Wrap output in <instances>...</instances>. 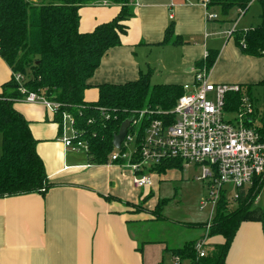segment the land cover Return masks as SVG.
Listing matches in <instances>:
<instances>
[{
	"label": "crops",
	"instance_id": "0c3cea01",
	"mask_svg": "<svg viewBox=\"0 0 264 264\" xmlns=\"http://www.w3.org/2000/svg\"><path fill=\"white\" fill-rule=\"evenodd\" d=\"M204 1L134 0V17L126 22V34L121 36L120 45L101 59L88 82L84 101H97L98 86L124 85L147 73L151 85L190 86L195 70L204 66L201 63L211 52L217 55L208 73L210 83L237 85L243 93L249 86L253 87L251 93L260 89L256 85L264 78V57L244 55L228 35V32L244 33L259 26L260 5L253 0L247 11L232 9L229 16L222 17L218 9L208 11ZM118 12V6L103 3L82 7L78 30L81 34L91 33L111 22ZM207 12L217 19L207 21ZM230 18H235L233 27L224 24L231 22ZM169 27L181 43L163 44ZM10 77L9 68L0 59V89ZM13 108L29 123L31 135L37 141L36 153L52 187L43 195L0 199V264H193L174 257L172 251L202 239L203 234L194 227L201 225L198 228L205 230L204 224H186L181 230L169 233L170 239L176 236L174 242L179 239L174 244L165 238L163 227L160 236L150 233V225L167 221L162 215L156 219L147 214L131 215L122 211L124 205L154 210L158 199L155 206L151 200L158 182L164 178H180L183 163L181 170L153 174L151 188L136 190L128 168L109 162L90 165L84 151L65 149L53 114L45 107L17 102ZM64 125L68 127L69 123ZM213 215L214 210L211 218ZM205 243L208 256L224 239L207 237ZM226 263L264 264L261 223L240 225Z\"/></svg>",
	"mask_w": 264,
	"mask_h": 264
},
{
	"label": "trees",
	"instance_id": "16d2710c",
	"mask_svg": "<svg viewBox=\"0 0 264 264\" xmlns=\"http://www.w3.org/2000/svg\"><path fill=\"white\" fill-rule=\"evenodd\" d=\"M207 1L208 11L218 9L225 17L232 9L247 11L253 0ZM255 1L261 7L260 25L244 33L233 31L230 37L244 55L261 58L264 57V0ZM102 3L118 6L117 16L93 32L81 34L78 30L79 10ZM133 3L134 0H0V59L11 72L10 79L0 89V199L43 195L52 187L36 153L37 141L31 135L29 123L13 108L14 103L24 102L28 94H35L57 106L53 122L58 126L59 137L64 117L72 120L75 140L87 146L90 165L109 162L114 152L113 138L123 122H134L140 115L142 119H161L170 114L183 93L182 87L151 85L149 73L124 85L98 86L96 102L87 103L83 99L101 59L110 49L119 46L121 36L126 34V22L134 17ZM179 43L180 39L173 36L169 27L163 44ZM216 55V52L208 53L205 62L201 63L202 68L210 71ZM14 76L20 77L21 81L17 82ZM256 87L262 90L259 108H255L257 100L251 93L253 87L249 86L246 93L240 89L228 96L230 104L225 111L241 110L242 96H246L253 112L251 121L246 120L245 124L254 125L264 142V78ZM138 161V157L133 158V162ZM181 163L180 160L162 161L153 168L151 175L181 170ZM255 187L257 191L262 190L264 177L241 190L235 202H226L222 196L216 203L207 237L221 236L224 239L222 245L215 246L208 256L197 259L195 243H189L181 250L172 251L174 257L190 260L193 264H227V253L242 223L259 222L264 234V208L251 211L247 206ZM165 203H158L155 212L161 213ZM232 203L238 207L234 212L230 210ZM207 224L209 221L204 227Z\"/></svg>",
	"mask_w": 264,
	"mask_h": 264
},
{
	"label": "built area",
	"instance_id": "2783aa9c",
	"mask_svg": "<svg viewBox=\"0 0 264 264\" xmlns=\"http://www.w3.org/2000/svg\"><path fill=\"white\" fill-rule=\"evenodd\" d=\"M207 3L205 0V8ZM205 18L211 21L217 16L207 12ZM231 33L228 32V35ZM208 73L206 68L195 70L193 84L182 87V95L165 118L142 119L140 115L131 122L121 148L114 149L109 164L128 168L132 172L134 189L152 187L151 172L160 162L180 160L186 166L201 168L196 180L204 183L208 192L207 201L212 203L214 210L222 196L235 202L241 190L264 177V142L254 125L245 124L251 118L252 104L246 96H242L241 110L225 111L229 104L228 96L240 92V88L237 85L212 84ZM14 78L17 82L21 81L18 76ZM24 103L40 104L51 114L57 109L56 105L32 93L28 94ZM65 122L69 123V135L64 130ZM75 137L72 120L64 117L60 142L68 151L86 153L87 146L76 141ZM131 144H134L133 150L128 153ZM134 157H138L139 161L133 162ZM210 221L206 225L205 236L194 245L197 259L206 256L205 242Z\"/></svg>",
	"mask_w": 264,
	"mask_h": 264
},
{
	"label": "rangeland",
	"instance_id": "374dc122",
	"mask_svg": "<svg viewBox=\"0 0 264 264\" xmlns=\"http://www.w3.org/2000/svg\"><path fill=\"white\" fill-rule=\"evenodd\" d=\"M234 10L231 12V16L234 14ZM229 16V14H228ZM232 18V17H231ZM230 18V20H231ZM235 19V18H234ZM224 24L230 25L233 27L232 21ZM223 24V23H222ZM254 99L257 100L256 107L261 106V96L262 90L257 89L252 92ZM230 104V103H229ZM16 106V104H15ZM68 127H66L67 129ZM64 129L65 133L69 135V129ZM133 145L131 144L128 148V153L133 150ZM81 152V151H80ZM1 154V151H0ZM201 174V168L199 166L184 165L183 171L180 178H170L161 180L158 182V187L155 190L154 195L152 196V202L154 201L153 206L157 203L162 204V211L158 210H146L143 206L140 205H124L122 211H127L131 215L147 214L153 218L160 219L161 214L167 220L165 223L157 222V225H150V233L156 236L163 234V231H160V228H165L164 234L166 239H170L167 236L171 232H176L181 230V227L186 224H205L208 220H211L213 205L211 202L207 201L208 192L204 183L196 180ZM258 188H254V194L250 195L248 198L247 206L251 211L256 210L257 208H264V187L262 190L257 191ZM232 194V191H229ZM158 199L157 203L156 200ZM148 201V200H147ZM149 202V205H152V202ZM231 202V200H229ZM147 205V206H149ZM145 206L146 208H148ZM238 207L236 204H231L230 210L233 212L237 210ZM195 231L203 234L205 236V230L203 228L194 227ZM176 239L172 237L170 240L177 244L179 239L174 242Z\"/></svg>",
	"mask_w": 264,
	"mask_h": 264
},
{
	"label": "water",
	"instance_id": "95a60500",
	"mask_svg": "<svg viewBox=\"0 0 264 264\" xmlns=\"http://www.w3.org/2000/svg\"><path fill=\"white\" fill-rule=\"evenodd\" d=\"M130 125H131L130 121H125L120 126L118 134L116 136H114V138H113L112 146L114 149L119 150L121 148V145L126 138V135H127V132H128Z\"/></svg>",
	"mask_w": 264,
	"mask_h": 264
}]
</instances>
